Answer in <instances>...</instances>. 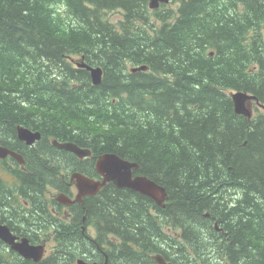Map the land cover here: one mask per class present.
<instances>
[{"label":"trees","instance_id":"trees-1","mask_svg":"<svg viewBox=\"0 0 264 264\" xmlns=\"http://www.w3.org/2000/svg\"><path fill=\"white\" fill-rule=\"evenodd\" d=\"M173 1L177 9L152 11L147 0H0V145L18 126L41 130L95 158L115 153L137 162L138 175L166 189L164 208L113 184L86 203L109 264H156V254L210 264L203 252L211 241L198 239L207 229L214 235L207 214L227 230L231 243L221 235L218 248L230 264H264V110L249 120L231 98L244 92L264 106V0ZM117 11L123 18L112 23L108 12ZM73 57L101 67L102 83ZM129 66L148 70L132 74ZM64 152L53 155L57 163ZM20 180L8 185L0 171V206L24 208L16 192L39 206L52 181ZM81 222L57 227L45 264H74L96 251ZM189 233L198 245L188 249L177 236ZM105 255L97 251L94 260L103 264ZM0 264L34 263L0 242Z\"/></svg>","mask_w":264,"mask_h":264},{"label":"flooded vegetation","instance_id":"flooded-vegetation-1","mask_svg":"<svg viewBox=\"0 0 264 264\" xmlns=\"http://www.w3.org/2000/svg\"><path fill=\"white\" fill-rule=\"evenodd\" d=\"M149 1L150 0H147L148 8L152 11L163 9L164 7L170 6L172 3V1H170L168 5H165V3H160L158 8L151 9L149 6ZM30 130H32L33 132H39L41 134V139L35 141L33 144H28L26 141H23L19 138L18 131L16 130L17 132L15 133V138L9 141V143L4 144L5 147L10 149L11 151L15 153L17 152L18 154L22 155L24 157L21 158L23 160V163H21L19 159L13 158L12 155H8L6 158L0 159V164H2L1 169L7 175L13 178V182L15 184L8 183L7 180H4L5 183L12 186L16 185V183H20V177H22L23 174H29L31 176L35 175L36 180L42 181H47L48 177L50 176L52 181L46 185H43L44 198L41 201L39 197V206L32 205L29 201H26L28 197L23 196V202L26 206V209L36 215H39L40 213H44L46 215L42 218L44 222L40 226L41 233H39V230L37 229L30 228L24 230L15 226L13 220H15L16 218L14 215H17L19 213L21 214L24 211L25 207L22 209H17L7 205L8 207L5 208L3 204L2 206H0V223L9 227L11 232L17 238L18 242L22 241L23 239H28L29 243L32 245H44L43 247H45L46 249L47 257L48 253H50V248L48 249V242H53L52 247H56L57 227L60 224L64 225L67 223L70 225L71 229H75L77 228L80 221H82L79 226L80 232L84 234L87 241L94 242V244L96 245V250L99 251L103 256L104 252L101 250V247L97 242V238L92 237L93 233L96 232L95 223H93L91 220L87 222L86 218L88 215L86 203L94 204L103 188L96 195H93V193L81 195L79 187L77 185V181L73 180V175L81 174L94 181L102 182L103 177L98 173L96 168L98 157H94V151L92 149L80 146L73 141L64 142L75 143L82 149H89L92 153V156L90 158L81 159L77 155L68 151L67 152L69 154L66 155L67 153L64 152L65 150L59 149L55 147L54 144H52L54 138L51 137L50 139H46L43 131L37 129ZM54 148L56 149V151L54 150ZM57 151L64 152V154H61L66 158L64 162L57 163L56 157L53 156L54 154H58ZM43 167H45V170ZM41 172L42 174H40ZM44 174H47V176H44ZM41 175H43L44 179L41 178ZM134 176L136 177L137 175L134 174ZM118 190L129 191L127 189ZM7 194L9 197L8 192ZM14 196L16 197L17 193H14ZM93 199L95 201H93ZM80 217L81 219H79ZM209 221H212L211 224L214 223V225H211V227L219 224V221L216 220L215 217H209ZM96 224L97 226L100 225V223L98 222ZM219 233L222 232L219 231ZM90 255H84L81 257H83V259L90 264H101V261L96 262L94 260V258H97V252H92L90 253ZM104 258V262H107L108 257Z\"/></svg>","mask_w":264,"mask_h":264},{"label":"water","instance_id":"water-1","mask_svg":"<svg viewBox=\"0 0 264 264\" xmlns=\"http://www.w3.org/2000/svg\"><path fill=\"white\" fill-rule=\"evenodd\" d=\"M170 0H150V7L152 9L158 8L160 3H169ZM92 77V82L94 85H100L102 83V78L104 71L101 67H91L86 68ZM147 66H141L140 68L133 69V72L146 71ZM232 99L235 103L238 112H243L250 115L247 111L245 103L247 100L252 99L248 94L236 93L232 95ZM19 138L26 141L28 144H33L35 141L41 139V134L39 132H33L27 128L19 129ZM54 146L59 149H65L74 152L78 157L85 158L91 154L89 149H81L73 143H60L54 141ZM8 155L16 156V153L8 150L5 147H0V158H6ZM21 163L23 160L17 157ZM97 171L104 177L102 183L93 182L85 177H79L78 183L82 192L88 193H98L101 188L106 186L108 183H113L119 188H128L140 192L158 203L166 199L167 193L165 188L159 186L154 181L147 178H136L132 177V170L138 169V165L131 163L117 154H105L98 158ZM0 240L5 244L10 246V249L18 253L21 257L27 260H33L35 263H40L44 256V247L41 245H31L28 239H23L18 242L17 238L12 234L8 226L0 223ZM159 264H171L167 262L162 256H156L154 258Z\"/></svg>","mask_w":264,"mask_h":264},{"label":"rangeland","instance_id":"rangeland-1","mask_svg":"<svg viewBox=\"0 0 264 264\" xmlns=\"http://www.w3.org/2000/svg\"><path fill=\"white\" fill-rule=\"evenodd\" d=\"M177 4L178 3H176L175 1H173L172 0V3H171V5L170 6H168L167 8L169 9V10H171V9H177ZM61 11L63 12L64 10H63V7H61ZM122 18H123V16H122V13L121 12H108V19L112 22V23H115V22H118V21H121L122 20ZM172 21V20H171ZM259 26V25H258ZM260 30H261V27H260ZM72 59H74V61L75 62H78L79 60H80V58L79 57H73ZM131 68H133V67H131V66H129V68H128V70L130 71V69ZM253 109H254V114L256 113V111H255V108L253 107ZM262 110H264V109H262ZM2 166L0 167V171H1V175H2V177H3V179L4 180H7L8 181V183H12V184H15L14 182H13V178H11L9 175H7L2 169ZM227 186V188H228V190L230 189L229 188V186L230 185H226ZM227 188H225V186H223V187H221V186H219V190H221L220 191V194L222 195V197H223V200L226 202V194H227ZM48 195V194H47ZM239 194H238V192H232V191H230L229 193H228V196H230V197H237ZM4 202H5V200H3ZM3 202V203H4ZM6 202H8L7 201V197H6ZM168 201H166V203H167ZM163 204H165V202L163 203ZM8 205L9 206H12V204H10L9 202H8ZM24 207H25V209H24V211L20 214H17V215H14L15 216V220H13L14 221V223H15V226L16 227H19L20 229H24L25 227L27 228V229H30V228H32V229H37V230H39V228L41 229V222L40 221H37L38 219H39V215H36V214H34L33 212H31V211H29L28 209H26V206L24 205ZM217 211H220V209L219 210H217ZM25 214H28V217L25 219ZM210 225V224H209ZM212 225H214V223L212 224ZM211 226V225H210ZM210 229L215 233V235L213 236V235H208L207 233V230H206V233H204L202 236L200 235V237L198 238V239H201V240H203V241H205V242H208V239L211 241V242H208L210 245H207L205 248H204V252H203V256H205V255H208L209 256V259H210V264H230V262H228V259H227V257H226V255H228V254H223L222 253V249H220V248H218V246H219V244L221 243V241H222V237H224V238H226L227 239V242L228 243H231V239L229 238V235L227 234V230H223V232L222 233H219L217 230H216V228L213 226V227H210ZM167 230L169 231V229L167 228ZM197 231H199V229L197 230ZM94 232V231H93ZM180 232H182L183 234H184V232H185V229L184 228H181L180 229ZM221 235H222V237H221ZM176 236V235H175ZM189 236H190V238L188 237V238H181V237H179V235L177 236V238L178 239H180V241L181 242H183L186 246H187V244H193V243H195L196 245H198L197 244V240H193V235H192V233H189ZM92 237L93 238H97L96 237V233L94 232L93 233V235H92ZM110 239V238H109ZM88 243H89V241H87ZM117 242H118V240H117ZM104 245H105V248H108V250H112V249H114L111 245H110V243H103ZM199 244H200V242H199ZM52 245H53V242H48V249L50 248V250H49V252L51 253L52 251H53V247H52ZM90 245H94L95 246V250H96V245L94 244V242L93 241H91L90 242ZM119 246V245H118ZM185 246V248H188V246L186 247ZM190 248V247H189ZM188 248V249H189ZM173 251H175V249L173 250ZM91 252H94V253H96L97 252V250L96 251H91ZM96 255V254H95ZM183 257H187L185 254L181 257V258H183ZM153 260H154V258H153ZM186 260H188V261H190L191 263H187V264H198V262H199V260H196L195 258H192V259H188V257L186 258ZM171 262H173V261H171ZM119 264H121V263H119ZM241 264H248V261H247V259H241Z\"/></svg>","mask_w":264,"mask_h":264},{"label":"bare ground","instance_id":"bare-ground-1","mask_svg":"<svg viewBox=\"0 0 264 264\" xmlns=\"http://www.w3.org/2000/svg\"><path fill=\"white\" fill-rule=\"evenodd\" d=\"M165 5H166V3H165ZM80 58V60L78 61V62H75L74 60H73V63H74V65L77 67V68H81V69H86L87 68V66H89L86 62H85V59L83 58V57H79ZM141 66H137V67H133V68H131L130 69V72L132 73V74H135V73H137V72H140V71H137V72H133V69H136V68H140ZM102 80H103V78H102ZM236 93H244V92H236ZM249 95V94H248ZM252 99H249V100H247L246 101V103H245V107H246V109H247V111H249L250 112V115H248V114H246V113H243V112H238L237 111V109H236V106H235V103H234V109H235V112L238 114V115H240V116H245V117H247V118H249V120H252V118L256 115V113L259 111L258 109H260V108H262V109H264V106H262V105H260V102H259V100H257V98L255 97V96H253V95H249ZM231 98H232V96H231ZM234 102V101H233ZM253 107L255 108V111H256V113L254 114V109H253ZM17 129V131H18V134H19V129L20 128H25V127H23V126H18V127H16ZM54 141H55V139L53 140V142H52V144L54 143ZM56 141H57V139H56ZM68 143H71V142H68ZM73 144H75V143H73ZM76 145V144H75ZM78 146V145H77ZM0 147H5V146H3V145H0ZM79 147V146H78ZM80 148V147H79ZM82 149V148H81ZM63 150H65V149H63ZM65 151H68V152H71V153H73V154H75L74 152H72V151H69V150H65ZM106 154H112V153H106ZM114 154V153H113ZM76 155V154H75ZM103 155H105V154H103ZM16 156L17 157H19V158H24L22 155H20V154H18L17 152H16ZM92 156V153L89 155V156H87V157H85V158H90ZM102 156V155H101ZM13 158H15V159H18L17 157H14V156H12ZM100 157V156H99ZM98 157V158H99ZM98 158H97V161H98ZM1 159V158H0ZM82 159V158H81ZM131 163H135V164H137L138 165V169L140 168V166H139V164L137 163V162H131ZM96 164H97V162H96ZM97 168V167H96ZM138 169H133L132 170V177H133V179H136V178H140V177H142V178H147V179H149V180H151L150 178H148V177H146V176H143V175H138L137 174V171H138ZM133 171H134V174H136L137 176L135 177L134 176V174H133ZM101 175V174H100ZM102 176V175H101ZM79 177H85L84 175H81V174H77V175H73V180H76L77 181V185H78V187H79V183H78V178ZM103 177V176H102ZM85 178H88V177H85ZM89 180H91V181H93V182H98V181H94V180H92V179H90V178H88ZM103 180H104V177H103ZM153 181V180H152ZM103 182V181H102ZM102 182H99V183H102ZM155 182V181H154ZM156 183V182H155ZM18 184H20V183H18ZM157 184V183H156ZM160 186V185H159ZM162 187V186H161ZM119 188V187H118ZM164 188V187H163ZM119 189H127V190H131V191H134V192H136V193H138V194H140V195H142V196H145V197H148V196H146V195H144V194H142V193H140V192H137V191H135V190H132V189H128V188H119ZM79 190H80V193H81V195H86V194H91V193H88V192H82V189L79 187ZM166 190V189H165ZM17 193V196H16V199L18 200V202H20L22 205H24V202H23V199H24V197L22 196V195H20L19 194V192H16ZM166 193H167V191H166ZM97 193H93V195H96ZM148 198H150V197H148ZM168 193H167V196H166V199L162 202V204H160V203H158L157 201H155L154 199H152V198H150V199H152L153 201H155L159 206H161V207H166V201L168 200ZM165 202V204H163ZM208 218L210 217V215L209 214H207L206 215ZM215 228H216V230L219 232V231H221V232H223V230L224 229H220V227L218 226V224H216L215 225ZM96 233V232H95ZM44 246V245H43ZM55 248H53V250H54ZM53 254V251L51 252V253H48V255H47V257H46V249H45V247H44V256H43V259H42V261L40 262V264H45L44 263V261L45 260H47L51 255ZM103 255H105V253H103ZM156 256H162L167 262H169V263H171V264H174L173 262H171V261H168L162 254H156V255H154L152 258H155ZM105 257H108L107 255H105ZM154 261H155V263L156 264H159L155 259H154ZM74 264H90V263H88L87 261H85L83 258H81V257H77L76 258V260H75V263ZM103 264H109L108 262H104Z\"/></svg>","mask_w":264,"mask_h":264}]
</instances>
